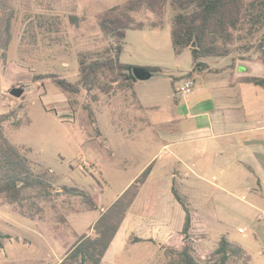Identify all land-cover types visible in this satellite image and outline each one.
Here are the masks:
<instances>
[{"label":"rangeland","instance_id":"rangeland-1","mask_svg":"<svg viewBox=\"0 0 264 264\" xmlns=\"http://www.w3.org/2000/svg\"><path fill=\"white\" fill-rule=\"evenodd\" d=\"M124 1L10 0L13 37L6 58L0 59V112L11 113L4 131L28 154L36 171L49 168L54 173L55 190L51 200L41 202V216L34 218L22 215L16 205L0 196V229L7 235L0 245V264H57L79 235H94L93 225L101 210L151 161L157 159L151 182L173 166L178 150L164 145L155 121L172 117L177 107L174 97L180 98L179 112L189 102L186 95L190 92L177 96L171 82V75L178 76L176 87L192 66L190 51L177 55L172 46L171 20L178 9L167 0L162 25H150L155 15L143 9L135 14L144 20L143 28L127 29L123 36L103 34L98 14ZM117 45L123 47V61L161 66L164 72L134 87L122 79L108 78L105 68L91 70L90 65L103 61L110 50L114 53ZM259 45L258 40L245 51L243 43L227 56L203 58L210 67L206 72L227 71L215 76L220 79L238 73V81L247 74L264 76V52ZM242 65L247 71H240ZM193 77L198 90L200 81L195 73ZM19 85L26 90L15 96L10 89ZM252 86L245 83L241 89H249L244 97L254 109ZM255 87L264 96V88ZM195 182L194 197L189 200L198 211L192 214L191 235L196 254L203 258L201 264L216 263L208 257L223 236L243 245L252 264H264V200L251 191L253 180L245 178L238 185L246 199L236 206L221 197V180L200 176ZM63 184L97 193L99 207L88 209L81 195L63 192ZM251 200L261 203L259 209L249 205ZM141 214L134 211L133 219L123 227L121 235H128L126 250L113 255L109 264H169L171 256L164 243L138 239ZM148 222L155 225L156 221ZM173 237L183 242L181 232L174 231Z\"/></svg>","mask_w":264,"mask_h":264},{"label":"trees","instance_id":"trees-1","mask_svg":"<svg viewBox=\"0 0 264 264\" xmlns=\"http://www.w3.org/2000/svg\"><path fill=\"white\" fill-rule=\"evenodd\" d=\"M167 0H125L108 7L97 16L98 24L105 35L123 36L127 29H140L144 20L135 14L143 9L152 11L155 18L152 26L163 22ZM177 12L171 20V41L177 55L188 49L192 57V68L185 76L206 70L209 65L203 61L206 57L227 56L239 49L249 51L259 46L264 52V0H171ZM13 7L10 0H0V59H5L13 37ZM78 19L77 16H72ZM196 41V46L191 44ZM239 47V48H238ZM122 45L115 47L103 61L90 65L91 70L101 68L104 75L113 81L122 79L133 85L137 80L132 68L135 66L121 59ZM113 53V54H112ZM112 54V55H111ZM83 63V61L81 62ZM154 72H164L160 66L147 67ZM245 70V67H243ZM181 76V75H180ZM178 76L171 75L172 86ZM241 82L252 83L264 88V76L247 74ZM11 116L9 112H0V196L8 203L18 207L19 212L30 218L41 216L43 201L52 198L54 173L49 168L36 171L28 154L14 144L4 131V122ZM152 161L105 209L93 225L94 235L84 232L77 237L57 264H101L103 257L121 226L129 208L135 201L141 186L152 170ZM175 198L181 203L186 215L182 228L183 243L180 246L165 244L169 254V264H201L202 257L196 254L192 241V208L177 185L172 187ZM62 191L71 195H81L88 209L99 207V196L77 186L63 184ZM7 235L0 229V245ZM139 240H144L139 238ZM153 240V239H150ZM215 264H252L251 254L243 245L223 236L218 246L210 252L208 259Z\"/></svg>","mask_w":264,"mask_h":264},{"label":"crops","instance_id":"crops-1","mask_svg":"<svg viewBox=\"0 0 264 264\" xmlns=\"http://www.w3.org/2000/svg\"><path fill=\"white\" fill-rule=\"evenodd\" d=\"M225 72H196L200 88L186 95L189 101L186 108L179 112L180 98L174 97L177 107L172 117L163 122L155 121V131H158L157 135L164 145L170 144L178 150L173 158V166L164 176L151 182L157 159L153 160L152 170L133 202H138V207L132 204L129 208L102 264L111 263L109 259L113 255L126 250L128 235L123 238L121 233L123 227L133 219L134 211L143 213L142 230L140 228V235L137 234L141 238L155 239L160 245L180 246L183 243L182 240L175 242L173 237L174 231H182L186 215L172 190L173 184L177 185V178L181 185L179 190L189 201L192 214L198 208L193 210L189 197L194 191L195 179L200 176L221 180V197L235 206L243 204L246 199L238 186L243 184L245 178L253 180L251 191L259 193L262 196H258L260 200H264V96L259 94L255 87L257 85L251 87L250 91L254 89L255 93L251 100L256 105L253 109L244 97L249 89H241L245 82L238 81V73L235 77L230 74V78L215 77ZM161 73L155 72L154 75ZM139 81L137 79L133 86ZM141 102L145 105V102ZM179 144L180 148L177 147ZM199 165L204 167L206 174L196 168ZM215 173L217 175H213ZM249 205L259 209L261 203L251 200ZM150 219H155V225L148 222ZM205 225L208 228V222Z\"/></svg>","mask_w":264,"mask_h":264},{"label":"water","instance_id":"water-1","mask_svg":"<svg viewBox=\"0 0 264 264\" xmlns=\"http://www.w3.org/2000/svg\"><path fill=\"white\" fill-rule=\"evenodd\" d=\"M192 47L196 46V41H193V43L191 44ZM243 67L245 66H240V71L241 72H245L247 71V68L245 67V70H243ZM132 71L134 73V75L136 76L137 79L140 80H144V79H148L150 77H152L155 72L150 70L147 67H143V66H133ZM26 90V86L25 85H19V86H14L10 89V92L15 95V96H21Z\"/></svg>","mask_w":264,"mask_h":264},{"label":"built area","instance_id":"built-area-1","mask_svg":"<svg viewBox=\"0 0 264 264\" xmlns=\"http://www.w3.org/2000/svg\"><path fill=\"white\" fill-rule=\"evenodd\" d=\"M195 78L193 76H185L178 81L176 85V94L178 95H185L191 92L195 87Z\"/></svg>","mask_w":264,"mask_h":264}]
</instances>
